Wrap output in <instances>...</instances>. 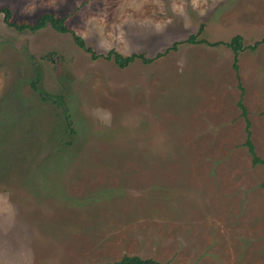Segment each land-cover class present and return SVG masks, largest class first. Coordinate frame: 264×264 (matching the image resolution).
<instances>
[{"label": "rangeland", "instance_id": "374dc122", "mask_svg": "<svg viewBox=\"0 0 264 264\" xmlns=\"http://www.w3.org/2000/svg\"><path fill=\"white\" fill-rule=\"evenodd\" d=\"M5 6L12 21L64 17L98 55L155 60L121 68L70 32L19 31L0 12V264H101L126 254L264 264V164L244 144L239 105L264 158V0ZM237 35L238 59L225 44ZM38 72L62 102L33 89Z\"/></svg>", "mask_w": 264, "mask_h": 264}, {"label": "trees", "instance_id": "16d2710c", "mask_svg": "<svg viewBox=\"0 0 264 264\" xmlns=\"http://www.w3.org/2000/svg\"><path fill=\"white\" fill-rule=\"evenodd\" d=\"M0 12L4 13V18H5L6 23L17 28L19 31H22L25 29H30V30L35 31L37 29L44 28L47 25H51L53 28H55L56 30H58L60 32H70L73 34L74 39L76 40L78 45L80 47L84 48L85 50L91 52L94 57L97 58L99 56H102L108 60H114L115 63L121 68H125V67L129 66L136 59H142L146 63H150V62H153L155 60V57L149 58L144 53H136L135 52V53H132L130 55H123L122 53L118 52L115 49H111L106 55H101V54L98 55L92 50V48H90L89 46L86 45V43L84 42L83 38L80 35L75 33L68 26L66 19L64 17L58 16L54 13L46 12V13L42 14L35 23H29V22H24V21H22V22L21 21L20 22L19 21H12V17H13L12 10L8 6L0 8ZM200 30L202 31V28H200ZM187 41L192 42V43L204 42V43H209L211 45H218L221 43V42H209L206 39H198L196 35H191L187 39ZM179 43L180 42H174L172 47L167 48L165 52L158 53L157 57L164 55V53H166L172 49L176 50ZM225 44L233 48L235 55H236V59H238L237 56L240 53V51L245 49L244 48L245 46L243 44V37L241 35L235 36L231 42H228ZM257 45L256 44L250 45L249 48L254 50L257 48ZM236 66H237V64H235V67ZM40 77H41V74H40V72H38L37 75L35 76V78L33 79L32 83H31L33 89L36 90L39 93L40 97L44 100H54L57 102L61 101L58 96H52L51 94H48V92H46L40 86V79H41ZM239 105L242 108V114H243L244 119L246 121L247 138H246V141L244 142V144L249 148V150L252 154L253 164L254 165L264 164V158H261L258 155V153L256 151V147H255L254 142L252 140L251 121L248 117L247 108L241 102ZM101 264H168V263H164V262H161V261L153 259V258H144L140 255L126 254L119 260L107 261V262H104Z\"/></svg>", "mask_w": 264, "mask_h": 264}]
</instances>
